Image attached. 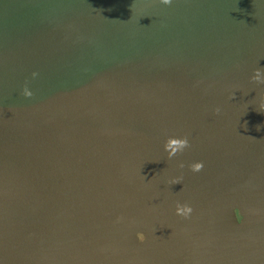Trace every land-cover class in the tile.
<instances>
[{
	"label": "water",
	"instance_id": "95a60500",
	"mask_svg": "<svg viewBox=\"0 0 264 264\" xmlns=\"http://www.w3.org/2000/svg\"><path fill=\"white\" fill-rule=\"evenodd\" d=\"M255 68L264 0H0V264H264Z\"/></svg>",
	"mask_w": 264,
	"mask_h": 264
},
{
	"label": "clouds",
	"instance_id": "9594fccd",
	"mask_svg": "<svg viewBox=\"0 0 264 264\" xmlns=\"http://www.w3.org/2000/svg\"><path fill=\"white\" fill-rule=\"evenodd\" d=\"M163 3H170L171 0H162ZM33 76H36L37 74L34 72L32 74ZM250 79L253 81H256L258 83H262L264 84V69L261 68H255L253 69V74L250 76ZM25 94L26 95H31V92L27 89V87H25ZM260 107L264 108V96L261 97V102H260ZM215 111L219 112L220 109L219 107H217L215 109ZM171 141V142H169ZM165 150L167 149H171L172 151L168 152L167 155L169 158L173 157L177 151H183L186 147L189 146V140L187 136H184L181 139H177V138H173V137H167L165 139ZM203 161H199V162H194L193 164L190 165V167L194 170V171H198L199 169L202 168L203 166ZM180 168L184 167L183 162H181L179 164ZM173 184L178 183L179 180L178 179H173L171 181ZM176 213L178 215H181L185 218L189 217V215L192 213L193 209L190 205L187 204H180L179 202H177L176 204ZM118 219H122L121 217H118Z\"/></svg>",
	"mask_w": 264,
	"mask_h": 264
}]
</instances>
